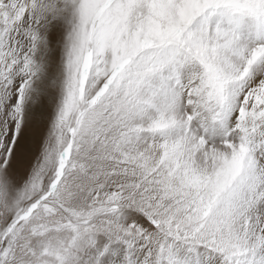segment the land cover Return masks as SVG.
Wrapping results in <instances>:
<instances>
[{
    "label": "snow or ice",
    "instance_id": "6c2138e0",
    "mask_svg": "<svg viewBox=\"0 0 264 264\" xmlns=\"http://www.w3.org/2000/svg\"><path fill=\"white\" fill-rule=\"evenodd\" d=\"M0 264H264V0H0Z\"/></svg>",
    "mask_w": 264,
    "mask_h": 264
}]
</instances>
